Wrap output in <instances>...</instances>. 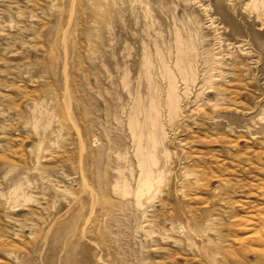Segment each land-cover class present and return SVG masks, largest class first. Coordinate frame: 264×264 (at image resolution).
Wrapping results in <instances>:
<instances>
[{"label":"rangeland","instance_id":"obj_1","mask_svg":"<svg viewBox=\"0 0 264 264\" xmlns=\"http://www.w3.org/2000/svg\"><path fill=\"white\" fill-rule=\"evenodd\" d=\"M263 217L264 0H0V264H264Z\"/></svg>","mask_w":264,"mask_h":264},{"label":"bare ground","instance_id":"obj_2","mask_svg":"<svg viewBox=\"0 0 264 264\" xmlns=\"http://www.w3.org/2000/svg\"><path fill=\"white\" fill-rule=\"evenodd\" d=\"M181 55V54H180ZM182 56V55H181ZM183 57V56H182ZM183 61V60H182ZM184 64V63H183ZM183 72V71H182ZM172 80V79H171ZM170 80V81H171ZM172 83V82H171ZM174 88V87H173ZM172 105H174V104H172ZM172 107H174V106H172ZM176 108V107H175ZM172 110H174V108L172 109ZM174 111H176V110H174ZM262 219V218H261ZM263 219H264V217H263ZM258 235H260V237L258 238V239H262V238H264V234H258Z\"/></svg>","mask_w":264,"mask_h":264}]
</instances>
